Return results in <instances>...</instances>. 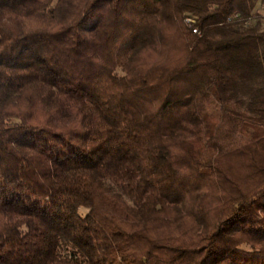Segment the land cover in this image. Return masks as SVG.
Wrapping results in <instances>:
<instances>
[{
    "label": "trees",
    "instance_id": "trees-1",
    "mask_svg": "<svg viewBox=\"0 0 264 264\" xmlns=\"http://www.w3.org/2000/svg\"><path fill=\"white\" fill-rule=\"evenodd\" d=\"M260 9L0 0V264H264Z\"/></svg>",
    "mask_w": 264,
    "mask_h": 264
},
{
    "label": "rangeland",
    "instance_id": "rangeland-1",
    "mask_svg": "<svg viewBox=\"0 0 264 264\" xmlns=\"http://www.w3.org/2000/svg\"><path fill=\"white\" fill-rule=\"evenodd\" d=\"M259 12L263 15V17H262V18H263V19H262V22H263V27H264V10H261V9H260ZM254 23H255V21L253 22V24H254Z\"/></svg>",
    "mask_w": 264,
    "mask_h": 264
}]
</instances>
